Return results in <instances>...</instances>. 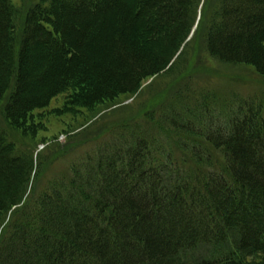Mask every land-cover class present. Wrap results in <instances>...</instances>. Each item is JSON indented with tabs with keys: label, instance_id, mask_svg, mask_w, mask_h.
Here are the masks:
<instances>
[{
	"label": "trees",
	"instance_id": "16d2710c",
	"mask_svg": "<svg viewBox=\"0 0 264 264\" xmlns=\"http://www.w3.org/2000/svg\"><path fill=\"white\" fill-rule=\"evenodd\" d=\"M218 1L208 52L264 76V0ZM199 3L51 0L28 12L18 40L12 3L0 0L5 117L33 131V112L59 94L72 91L70 106L93 108L137 93L174 60ZM205 138L223 150L227 174L190 179L169 154L155 164L146 138L137 135L122 152L102 156L70 191L43 194L27 212L19 205L34 165L0 130V227L18 207L0 243V264H264V116L249 106L228 129ZM227 243L232 251L223 257L180 258L201 244Z\"/></svg>",
	"mask_w": 264,
	"mask_h": 264
},
{
	"label": "rangeland",
	"instance_id": "374dc122",
	"mask_svg": "<svg viewBox=\"0 0 264 264\" xmlns=\"http://www.w3.org/2000/svg\"><path fill=\"white\" fill-rule=\"evenodd\" d=\"M10 1L14 33L20 40L28 12L38 5L49 7L51 0ZM218 2L200 0L197 24L174 60L133 95L85 108L68 104L72 91L59 94L47 108L33 112L29 122L33 131L14 128L5 117V103H0V130L14 144L15 153L29 157L34 165L19 208L24 205L30 212L43 194L70 191L75 180L97 169L102 156L122 152L137 135L146 138L155 164L165 162L169 154L174 168L190 179L227 174L223 150L205 136L228 129L249 106L264 116V76L251 65L221 61L208 52L206 36ZM193 150L199 153L195 156ZM17 210L13 207L4 216L0 243ZM197 247L182 252L181 260L190 263L232 251L228 243Z\"/></svg>",
	"mask_w": 264,
	"mask_h": 264
}]
</instances>
